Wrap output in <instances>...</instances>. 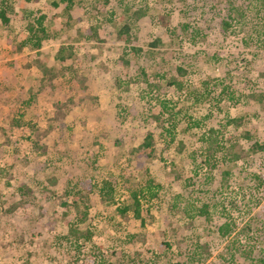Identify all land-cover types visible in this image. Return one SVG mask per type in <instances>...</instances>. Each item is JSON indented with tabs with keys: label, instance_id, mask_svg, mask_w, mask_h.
<instances>
[{
	"label": "rangeland",
	"instance_id": "rangeland-1",
	"mask_svg": "<svg viewBox=\"0 0 264 264\" xmlns=\"http://www.w3.org/2000/svg\"><path fill=\"white\" fill-rule=\"evenodd\" d=\"M52 1L2 0L0 264H221L225 220L264 258V151L244 138L264 142V0ZM41 13L47 37L23 45Z\"/></svg>",
	"mask_w": 264,
	"mask_h": 264
},
{
	"label": "trees",
	"instance_id": "trees-1",
	"mask_svg": "<svg viewBox=\"0 0 264 264\" xmlns=\"http://www.w3.org/2000/svg\"><path fill=\"white\" fill-rule=\"evenodd\" d=\"M27 5H32L33 0H23ZM176 2V6L180 7V2H186L187 0H172ZM179 2V3H178ZM73 0H53L50 4V10H58V9H62L65 11H70L71 6H72ZM1 4H5L4 6L0 7V23L3 26H7L10 23V7L7 5V3H3L2 0L0 1V5ZM22 4V3H21ZM25 6L24 4H22V7ZM173 11L172 8L166 10L164 12V14H160L157 16L159 25L164 28L167 29L169 24H170V19H171V12ZM144 14V12H133L132 13V18L133 19H139L140 16H142ZM46 19L45 14L41 13L38 17L35 18L34 20V24L32 23H28V27L25 28L24 34L27 35L26 37V41H23L22 44L23 45H27V44H31L33 45V47H37L40 48L41 43H42V39L43 37H47L45 34V28L43 25V21ZM228 24L224 23L223 27H227ZM189 28V25L187 23H180L178 24V27L176 29H171L168 30L169 34L171 37H175V38H180L181 34L186 32ZM92 32V31H89ZM89 32H85L84 34L90 35L91 33ZM88 37V36H87ZM117 37L119 39V41L123 42L124 44L130 46L132 48V52L135 55L136 53H138L139 51H141V49H139V47L137 46V41L135 38V35L131 32V27H130V21L123 19L122 18V24H120L118 26L117 29ZM159 40H155L154 42L149 44L150 48H155L157 43ZM61 62H65V59L62 56L58 57ZM51 63V62H50ZM175 85V83H174ZM177 86V84L175 85ZM180 87V86H179ZM231 94V93H230ZM256 95V94H255ZM257 101H262L261 97L264 96V94L261 93H257ZM160 107L162 110H167V106L164 102L160 103ZM161 110V111H162ZM251 132L249 130H247L246 132H244V138L247 139V142L250 143V148L252 151H264V142H259V141H252L251 137H250ZM264 136V135H263ZM153 142V133L148 132L142 142V144L137 148L138 152H137V157L142 159L144 158V156L148 157V151L149 149H151V145ZM215 145V140H210V146ZM227 172H223V174H225ZM251 177H255L256 179H259L261 181V178L259 176H256L254 174H251ZM150 184H153L152 181H149ZM110 185H107L106 188H109ZM145 192L148 194L150 193H155L152 192V189L150 186L145 187ZM139 194L143 193V190H139V191H132V200H133V216L135 218L140 219V205H139ZM152 194V195H153ZM73 203H75V201L73 200ZM208 210H209V205L207 204H202L199 208H198V214L201 217H205L206 214H208ZM141 220V219H140ZM234 223L228 222V221H224L222 224H219V226L216 229V232L219 234V238L225 242L222 250L220 251V253L218 254V257L221 259V264H264V258H256V259H252L251 257V252L241 249L239 248V233H237L235 231V226H233ZM200 246L201 244H196L194 246V254H192L193 257H195L197 255V253H199L200 255H202L201 252H199L200 250ZM192 257V259H193ZM198 261L200 263L205 262L206 260L204 258H198Z\"/></svg>",
	"mask_w": 264,
	"mask_h": 264
}]
</instances>
